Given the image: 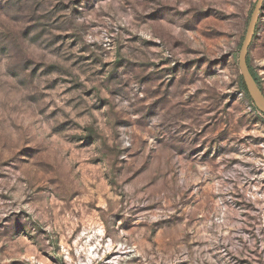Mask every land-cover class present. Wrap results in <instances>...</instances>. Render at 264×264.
<instances>
[{"label":"rangeland","instance_id":"374dc122","mask_svg":"<svg viewBox=\"0 0 264 264\" xmlns=\"http://www.w3.org/2000/svg\"><path fill=\"white\" fill-rule=\"evenodd\" d=\"M256 2L0 0V264H264Z\"/></svg>","mask_w":264,"mask_h":264},{"label":"water","instance_id":"95a60500","mask_svg":"<svg viewBox=\"0 0 264 264\" xmlns=\"http://www.w3.org/2000/svg\"><path fill=\"white\" fill-rule=\"evenodd\" d=\"M263 7L264 0H257L240 49L239 67L252 99L264 111V91L253 76L248 63L250 46L254 40Z\"/></svg>","mask_w":264,"mask_h":264},{"label":"trees","instance_id":"16d2710c","mask_svg":"<svg viewBox=\"0 0 264 264\" xmlns=\"http://www.w3.org/2000/svg\"><path fill=\"white\" fill-rule=\"evenodd\" d=\"M248 63H249V67H250V70H251L253 76L255 77V79L257 80V82H258V84H259V86L261 87V84H260L259 78H258L257 74L254 72L253 68H252L251 65H250L249 56H248ZM240 87H241V89L244 91V93H245V94H246V95L252 100V97H251V95H250V93H249V91H248V88H247V86H246V83H245L244 78L242 77V75L240 76ZM261 88H262V87H261ZM262 90H263V89H262Z\"/></svg>","mask_w":264,"mask_h":264}]
</instances>
